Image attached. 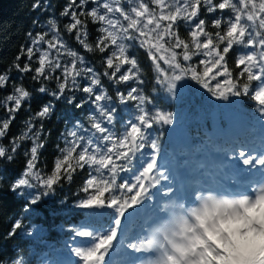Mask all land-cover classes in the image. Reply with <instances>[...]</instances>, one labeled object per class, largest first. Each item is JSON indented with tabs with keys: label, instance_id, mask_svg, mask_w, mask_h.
I'll return each mask as SVG.
<instances>
[{
	"label": "snow or ice",
	"instance_id": "obj_1",
	"mask_svg": "<svg viewBox=\"0 0 264 264\" xmlns=\"http://www.w3.org/2000/svg\"><path fill=\"white\" fill-rule=\"evenodd\" d=\"M89 3L90 0H79V3L69 0L61 13V16L70 18V23L64 26V32L74 34L75 41L89 53H107L102 56L103 72L86 66V57L69 47L68 41L55 27L54 19L48 21L49 31L37 33L35 37L29 33L31 44L26 50H21V54L27 57V62L23 66L13 64L17 72L31 73L34 81L54 79L56 91L50 94L55 99L63 97L68 104H74L78 109L90 104L94 111L86 118L87 127L85 123L76 120L66 132L63 137L65 147L58 149L60 156L54 162L51 175L43 176L37 170L38 152L43 147L40 143L42 124L34 130L33 122H26L27 131L13 138L9 147L0 145V159L12 161L21 142L25 139L32 141L31 148L24 153L30 156L25 171L10 184V190L17 195H23L25 189L30 190L31 205L54 191L53 186L60 183L62 175L71 182L77 170L86 166L90 169L81 191L88 193L92 188L97 191L79 200L74 206L88 210L90 216L103 217L110 214L112 226L108 230L109 234L97 236L98 242H94L91 247H76L70 251L81 258L82 264H104V254L109 251L111 241L117 235L121 218H124L126 226L129 219L139 211L133 205H141L145 200L151 199L149 188L160 185L155 193L160 199L173 196V188L177 194L180 192V184L175 182L176 169L167 159V153L161 157L159 141L165 131L184 116L185 109L179 107L186 104L184 89H191L196 95L207 90L210 94L208 102H211L212 97L229 102L223 105V126L217 121L218 129L236 127L240 121L247 122L248 117L259 124L264 123V0H259L258 3L257 0H91V8L88 7ZM38 6L39 4L33 5L34 8ZM44 6L48 7L47 4ZM77 9L80 10L79 14ZM225 10L230 13L226 19L223 18ZM217 12L222 15L214 17L213 14ZM88 19L99 25V35L94 44L87 42ZM181 22L188 28L187 38H182L179 34ZM234 45L245 49L252 46L250 52L240 55L235 62L236 67L241 69L236 79H233L226 60ZM130 46L146 50L155 66L157 86L163 88L168 98L178 107L175 113L160 110L149 96L135 87L126 94L116 91L120 104L126 105L133 101L135 112L138 113H130L131 119L123 121L121 127L124 130L117 135L114 129L119 113L112 106L113 98L103 87L101 77H106L115 84L130 80L142 83L140 68L135 55L130 53ZM197 56L203 57L198 64L193 63V58ZM161 62L167 66V71L161 67ZM32 64L36 66L32 67ZM125 65L128 67L122 72ZM57 72L59 75H54ZM241 77L244 78L242 83ZM81 78L88 81L84 86H81ZM9 80L8 72L0 74V88L8 86ZM181 81L183 83L178 91L177 84ZM253 81L259 82L255 89L251 87ZM35 91L40 94L49 93V89L43 85ZM66 91H79L85 97L76 103V96H66ZM32 96L33 93L23 84H12V94L0 101V107L7 112L6 118L0 119V138L7 134L14 113L21 108L22 102L30 103ZM241 96L258 102L254 112L247 116H238L233 111L242 101L229 99ZM8 105L11 107H7ZM53 107L50 102L43 104L35 117L40 120L50 117ZM124 110L128 111L127 108ZM202 151L203 148L196 150L195 155L199 156ZM188 163L185 156L184 166ZM237 166L242 172H248L252 176L257 175L252 170L258 169V183L264 186V137L258 142L255 139L241 141L232 136L224 138L222 147H214V158L209 160L201 157L194 171L206 175L209 167L234 169ZM122 173L125 175H121ZM118 178L120 183H117ZM258 190L264 193V187H259ZM249 191L256 197L257 189L252 190L249 186ZM105 192L122 195H110L106 203L103 198ZM241 203L243 202H232L234 207ZM129 208L132 210L125 217ZM91 227L92 225L71 226L70 230L74 233L72 239L75 240L77 236L93 237L99 229L84 230ZM21 228L22 221L17 220L8 233L9 238ZM32 231H35V227L23 234L30 235ZM11 264H26V260L18 256ZM52 264L70 262L54 260ZM108 264H113L111 256Z\"/></svg>",
	"mask_w": 264,
	"mask_h": 264
},
{
	"label": "trees",
	"instance_id": "obj_2",
	"mask_svg": "<svg viewBox=\"0 0 264 264\" xmlns=\"http://www.w3.org/2000/svg\"><path fill=\"white\" fill-rule=\"evenodd\" d=\"M259 0H257V3ZM79 3V0H76ZM34 4H39L34 8ZM47 4L48 7L44 5ZM69 0H0V74L9 73L10 80L8 86L0 88V101L12 94V84L23 86L33 93L32 99L29 102H22V106L14 113V118L10 123L7 134L0 138V145L9 147L10 141L19 137L23 132L27 131L26 122L32 121L34 130L42 124L43 132L40 135V143L43 147L38 152L37 170L41 175H51L54 169V162L60 156L59 148L65 147L63 137L68 130L72 128L73 123L79 120L85 123L86 118L91 111H94L90 104H86L84 108L78 109L74 104H68L62 97L57 100L51 96V92L56 91V81H34L31 79V73L21 74L13 68L14 63H19L21 66L27 62V57L21 54V50H26L30 46L31 41L29 33L35 37L37 33L49 31L48 21L55 20V27L61 31V34L68 41L69 47L77 51L80 55L86 57V66L94 67L98 72H103L105 69L102 65V56L107 55L99 52H87L74 39V34L64 32V26L70 23L68 16H61ZM93 4L88 5L91 8ZM79 9L77 12L79 14ZM222 14L217 12L214 17H220ZM230 15L228 10L223 13V18ZM213 17H209L211 19ZM88 38L87 42L94 44L96 37L99 35L97 29L98 24H94L90 19L87 21ZM259 30V29H257ZM179 34L182 38L188 37V28L181 22ZM49 34V38H50ZM167 47V45H166ZM223 47V45L221 46ZM252 46L247 49L241 46H235L227 54V66L233 74V79H236L237 74L241 70L236 67V60L245 52H250ZM130 53L134 54L138 66L140 68V80L142 83H137L135 80L115 84L109 81L106 77H101L103 87L107 89L108 94L112 96V106L117 108L119 113L118 120L114 131L117 135L123 132L121 124L123 121L131 119V114L135 112V102L129 101L126 105H121L116 98V91L127 93L128 90L135 87L142 90L145 96H149L152 103L158 109L175 113L177 105L174 101L168 98L166 91L157 86V74L154 63L149 58L145 49L138 46H130ZM166 55V54H165ZM19 57V60H17ZM203 59L202 56L193 58V63ZM32 64V67H35ZM128 66L125 65L121 71L123 72ZM161 67L166 71L167 66L161 62ZM54 75H59V72ZM222 79V77H218ZM87 80L81 78V86L87 84ZM240 82H244V78H240ZM183 81H181V84ZM213 84L215 81L212 82ZM259 82H251V87L255 89ZM195 84V81H192ZM41 85L49 89L48 94H40L35 90ZM197 87H199L197 85ZM156 91H153V89ZM180 91V85H177ZM76 96V103H79L85 94L79 91L67 92L68 95ZM183 94L186 99V104L181 105L185 109L184 116L178 118V121L165 131L164 136L159 141L161 146V157L167 153V159L173 163V166L180 167L182 171H194L201 157L210 159V153L214 151V147L223 146L224 138L236 137L241 141L253 140L257 142L261 137H264V123L259 124L251 117L248 121H240L233 128H217V121L223 126V116L225 109L223 105L229 102L217 100L212 97L211 102L207 101L210 94L207 90H202V94L196 95L191 89H184ZM230 101L240 100L243 103L233 108V111L238 116H247L248 113H253L258 102H253L249 97H230ZM50 102L54 107L50 117L40 120L35 117V113L39 108ZM7 107H11L8 105ZM150 107V106H146ZM127 108L128 111L124 109ZM6 109L0 107V119L6 118ZM215 117V119H214ZM155 127V126H154ZM167 127V126H166ZM181 136L184 138V143L176 144L175 139ZM32 146V141L25 139L21 142V147L15 154L12 161L0 159V262L3 264H11V261L18 256H22L26 260V264H52L54 260H67L70 264H82L81 258L76 257L70 249L76 247H91L94 242H98L97 236L109 234L108 230L112 226L110 214L103 217L90 216L88 210L75 207L74 205L81 199L87 198L97 190L89 189L88 193L81 191L84 179L90 172L86 166L82 170H77L73 175L71 182L61 178L59 184L54 185V191L47 196L41 197L40 201L35 205L30 204L29 191L25 189L23 195H17L10 190V184L17 179L26 169V164L30 156L24 155ZM203 148L199 156L195 155V151ZM187 156L189 163L185 167L183 164L184 157ZM63 173V169L61 170ZM121 175H125L122 173ZM121 180L118 178L117 183ZM147 187V181H145ZM157 188L160 185L156 186ZM166 190V189H165ZM19 191V190H18ZM148 194L151 197L145 200L141 205H133L139 211L129 220V225L124 231V235H117L113 241L117 242L119 255L123 253H133V245L136 244L134 234L138 228L144 215L152 208L153 194L148 189ZM110 195H122L121 193L105 192L103 198L107 203ZM63 201V203H61ZM122 202V201H121ZM17 220L22 221V228L16 231V234L9 238L8 233L12 230L13 225ZM92 225L91 228L84 230L93 231L99 229L93 237H76L72 239L74 233L70 230L71 226ZM35 227L30 235H24L30 229ZM237 234L247 240L254 239L256 234L249 231L248 233ZM228 250L232 253L237 251L236 244L231 242L228 245ZM224 264H228L230 258H222ZM113 264H125L122 256H117Z\"/></svg>",
	"mask_w": 264,
	"mask_h": 264
},
{
	"label": "rangeland",
	"instance_id": "obj_3",
	"mask_svg": "<svg viewBox=\"0 0 264 264\" xmlns=\"http://www.w3.org/2000/svg\"><path fill=\"white\" fill-rule=\"evenodd\" d=\"M153 43H155V41H153ZM180 84L181 82H178L177 85H180ZM230 134L232 136L233 131ZM175 143L176 144L184 143V138L181 136V134L179 137H177V139H175ZM210 157L213 159L214 153L211 154ZM216 169H219V168H216ZM225 170L226 171L223 173V175H226V172H227V174L236 173V175L238 176L237 167L234 169L225 168ZM222 171H224V169H222ZM209 173L205 177H207ZM192 174H194V172H190V171L178 173L176 176L175 182L179 183L182 177L186 176L188 178V175H192ZM218 180L220 181V178ZM221 183L223 184L222 181ZM190 187L191 186L187 184L186 185L182 184L180 186L179 194H177L176 189L173 188V196H171L170 198H164V199H160L155 194L157 187L152 188V193L154 195L153 202H159L161 200V203L159 204L160 206L159 208L154 204L150 210V215L149 216L145 215V218L146 217L147 218L144 219L145 221L144 223H142V228L139 232V235L137 236L138 241H139V250H138L139 252L140 251L144 252L148 250L149 248L153 247L154 245H157L158 243L162 242L163 238L166 236H176L180 228H183V223L178 221L177 218H179V216L182 215V214L179 215V213L181 212L180 208L183 206L182 194L186 190H188ZM255 203L256 205H252L250 208H247L246 206V209L244 211L240 210L231 217L224 215V218L222 220L228 221V220L233 219L232 221L234 222L235 221L242 222L238 226L234 227L232 231L244 233V232H247V230L251 229L252 233L254 234H257L258 231L259 232L264 231V207L261 213L259 208H261L262 205L260 206L256 201ZM207 207L208 209H204V208L199 209V215L201 217V222L204 221L207 217H211L213 219L214 212L216 210H220L223 206L222 204H217L215 209H213L211 205L207 204ZM255 208L258 209L260 212H258ZM131 210L132 209H128L126 212L128 213ZM127 216L128 214L126 215V217ZM143 217L144 216H142V218ZM221 221L214 222L213 226L210 229L205 230V232H200L197 235H195V237L191 238L193 245H191L190 248L192 247L194 248L192 251H190L191 257L195 255V253L201 255V259L200 260L195 259L192 262V264H203L204 260H206L207 264H224L221 261L223 256L230 258L229 264H264V245H261L259 247V250L252 249L247 254H241L239 251H236L235 253L230 252L228 250V245L231 244V242L227 240L229 236V231L220 230L219 234L217 235ZM126 226L124 224V219H123L121 221V225L118 228L119 236H121ZM185 229L187 230L188 227L186 226ZM211 233L213 234L212 236H211ZM232 242L235 243L234 241ZM176 246H177L178 252L179 250L184 249V248H185L184 253L189 252L187 245L184 244L181 241V239L176 244ZM206 248L207 250L204 251ZM122 255H123L122 256L123 258H126L125 264H137L135 260L136 255L130 256L127 253L122 254ZM175 259H176V256L174 255L171 258L160 259L157 262V264H174ZM107 261L105 260L104 264H106Z\"/></svg>",
	"mask_w": 264,
	"mask_h": 264
},
{
	"label": "clouds",
	"instance_id": "obj_4",
	"mask_svg": "<svg viewBox=\"0 0 264 264\" xmlns=\"http://www.w3.org/2000/svg\"><path fill=\"white\" fill-rule=\"evenodd\" d=\"M241 221H225L222 220L219 225V230H228L229 236L227 240L229 242L234 241L236 244V249L241 254H247L252 249L259 250V247L261 245H264V231H262L258 236H256L254 239L247 240L245 238L240 237L237 233L233 232L232 229L239 224H241ZM219 230L217 232V235L219 234Z\"/></svg>",
	"mask_w": 264,
	"mask_h": 264
}]
</instances>
